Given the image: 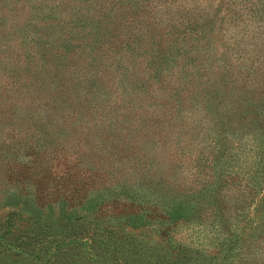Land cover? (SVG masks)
Listing matches in <instances>:
<instances>
[{
    "label": "rangeland",
    "instance_id": "374dc122",
    "mask_svg": "<svg viewBox=\"0 0 264 264\" xmlns=\"http://www.w3.org/2000/svg\"><path fill=\"white\" fill-rule=\"evenodd\" d=\"M57 1H67V7L59 13L58 29L64 35L53 43L68 40L82 60L85 46L81 47L79 40H89L91 28L85 22L83 26L87 28L74 30L73 23L66 21V17L85 15L75 13L76 0H0V176L9 179L7 184L0 180V225L4 221L9 223L4 227L8 226L5 230L9 233V245L13 246L12 250L0 247V264H83L78 258L93 264L92 255L102 251L97 238L106 245L100 264H134V245L146 256L153 252L174 253L173 248L179 243L202 250L200 261L193 259L198 264H209V260L212 264H264V215L255 216L254 201L245 198L243 202L227 203L222 195L217 203L214 196H199L196 193L202 191H189L190 184L185 187L184 184L205 173L206 158L215 143L213 138L222 129H214L211 117L215 112L197 104L196 96L184 92L179 97L173 95L187 68L197 71V76L208 85L218 87L224 79L220 88L225 95L231 93L233 86L241 87V78L246 76L245 87L254 85L250 80H257L263 85L257 93L264 91V0H134V13L129 16L134 27L123 30H112L106 17L109 24L105 25L110 31L104 33L101 42L107 46L114 40V50L130 48L134 52V78L124 74L123 80L114 86L101 87L100 100L106 105L92 120L93 136L83 138L80 127L78 133H72L67 141L56 146L37 136L24 134L20 139L19 131L27 127V114L24 108L9 106L18 93L8 90L13 86L21 90L31 84V80L22 81L20 73L26 58L21 48L27 23L36 12H43L40 7L47 9ZM32 33L30 39L34 44ZM96 34L97 39L103 30L100 28ZM172 43L181 46L174 54L166 52ZM257 68L259 75L249 76L248 71ZM109 80L112 84L111 77ZM260 96L263 101L264 93ZM128 101L133 105L129 106ZM112 110L119 116V128L112 129H120L124 134L102 139L97 132L99 119L102 116L109 123ZM127 116L129 122H125ZM108 127L109 124L106 131ZM220 135L226 137L221 142L227 147H238L241 152L242 158L235 163L244 167L237 168L243 175L247 170L245 159L249 163L255 160V149L251 148L260 135L259 126L242 117L227 124ZM41 147L45 151L39 153ZM61 181L64 183L60 184ZM236 189L238 186L233 192ZM11 192L21 194L14 199L9 197ZM165 192L183 200L185 205L197 197L196 201L205 205L191 212L189 208L187 218L171 220L164 210L168 207L167 199L162 200ZM262 194H256L257 198ZM64 199L69 202L64 203ZM83 202H88L91 209L83 208ZM62 203L71 207L72 220L77 226L84 225L85 233L96 236V242L83 237L73 243L57 234L63 222L59 221ZM28 204L46 208L45 212L55 206L49 223L37 224L35 219L29 224L32 208L23 213ZM75 217L81 219L77 221ZM14 223L19 228L15 233ZM25 230L31 231L29 237L22 232ZM235 234L256 241L253 248L262 255L249 256L244 251L250 249L246 244L244 250L236 248L228 256H223L224 251L215 254L219 245L215 236ZM190 257L189 254L181 259L185 262Z\"/></svg>",
    "mask_w": 264,
    "mask_h": 264
},
{
    "label": "trees",
    "instance_id": "16d2710c",
    "mask_svg": "<svg viewBox=\"0 0 264 264\" xmlns=\"http://www.w3.org/2000/svg\"><path fill=\"white\" fill-rule=\"evenodd\" d=\"M66 5L67 1H57L47 9L40 7L43 9V12H36V16L30 18L29 23H27V29H30L29 31H27V29L25 30L23 47L21 48V52L26 58L21 66L20 73L22 72L21 76H23L21 77V80H31V84H26L21 90L15 89L14 86L8 90L11 93H18V98L15 99L14 97V102L12 101L13 103L11 104L12 106H9L16 109L24 108L25 113L27 114L25 118L27 127H24V130L19 131L21 135L20 139H22V135L25 134L31 138L37 136L41 139L49 140L52 145H56V143L62 145V141H67V138L72 133H78L80 127L83 129V138L93 136L94 131H91V127L94 124L92 123V120L93 118L96 119L97 113L104 110L102 108L106 105L100 100V97L103 95V89L101 87L114 86L123 80L124 74L130 79L134 78V52L130 48L114 50V40L107 46L105 45V42H101L104 38V33L108 30V25L105 24H109V21L105 20L106 17H109L111 21L112 30H123L125 28L134 27V22L131 21L132 17H129L134 13V0H76L75 6L78 9L75 13L77 15H85L76 18L75 16L66 17V21L68 23H73L74 30L87 28L86 26H83L85 22H87L89 24L88 26H90L89 28H91L89 32V40H87L86 37L80 39L81 41L79 40L81 47L85 46L84 51L86 52H82L84 54L82 60L78 58L77 50H73V46L68 40L63 38V43L58 45L53 43L56 40L58 42V40L62 38V35H64L63 31L59 30L58 27H60L59 23L61 18L59 13L62 11V8L67 7ZM93 5L95 6L93 7ZM36 7H38L37 4ZM145 7L147 8L148 6L146 5ZM166 9L170 10V6L167 4ZM72 12H74V9L71 13ZM58 18L59 20H56ZM40 21L42 22L38 24ZM50 28H57V30L54 31V29L52 30ZM100 28L103 30V34L98 35L99 37L97 40L96 32H99ZM163 28L166 30V27ZM127 30L129 29H126V31ZM109 31L110 29L107 32ZM52 32H54V34H51ZM31 33L33 34V40L35 41L34 44L30 39ZM65 37L67 38V36ZM129 39L130 36H127L126 34V40L129 41ZM119 43L122 44L123 41H120ZM180 47V45L172 43L166 52L171 53L172 51L174 54V50L179 49ZM123 50L125 51L123 52ZM258 71V68L255 70H249L248 74L249 76H251V74L258 76ZM197 75V71L187 68L186 71L183 72L179 86L175 89L173 95L179 97V95L184 92L189 93L191 96H196L197 104H203L211 111V113L215 112L211 117L214 122V129L219 127L224 131L227 124H230L232 121L233 123H236L243 117L247 123H257V126L260 128V135L256 137L257 140L254 144V148H251L253 150L255 149V160H252L249 163L245 157L247 170L243 172V175H240V170L237 168L242 169L243 166L241 164L238 165L235 162L237 160L240 161V158H242L241 152L238 151V147H227L226 143L221 142L222 139L226 137L220 135V132L222 131L215 130L216 137L213 138L215 143H213V149L210 152V155L206 158V166L204 167V169H206L205 173L197 175V177L193 178L190 183L184 185L185 187H189V184L191 185L189 191H202L203 193H196L199 196H214L213 198L217 203L221 202L219 197L222 195H224V200L227 203L232 200L237 203L239 201L243 202L245 198L247 201L250 199L252 200L251 202L254 201L253 203L256 204V207H254V209L256 208L255 216L263 217L264 96L262 101L260 94L262 95L264 91L257 93L263 85H261V81L250 80L251 84L254 83V85L245 87V84L248 82L246 79L248 76H246V78H241V87L232 85L231 93L225 95L224 90L220 88L224 79H221V84L216 87V85H208V83L203 80V77H198ZM109 77L112 78V84H110ZM228 96L232 97L229 98ZM132 103L134 102L128 101L127 104L130 106L133 105ZM229 111H231V115L229 114ZM101 118L99 119V126L97 128V132L102 136L100 138L105 139L114 135L118 138L123 136L122 134L124 133H122L120 129L118 132L115 131V129L119 128L117 123L119 121L118 114H114V111L112 110L111 113H109V123L106 122L104 117L101 116ZM129 120L130 118L127 116L125 122H129ZM107 124H109V127L106 131L105 128ZM215 125L217 126L215 127ZM12 126H16L14 128L22 129V127H17V125L12 124ZM114 127L115 129H112ZM32 129H34V131H31ZM86 131H88V133L85 135ZM103 135L105 136L104 138ZM81 138L82 137L79 139ZM24 140L27 141V138ZM232 144L235 145L234 141ZM115 147L118 146L115 145ZM228 148H230L231 151H228ZM44 151L45 149H42L41 147L38 152L40 153ZM0 180L6 184L9 182L7 176L1 177ZM63 183L64 182L61 181L60 184ZM236 186H238L239 189H236V191L233 192ZM2 191L3 190L0 189V192ZM101 192L105 194L107 193V191ZM101 192H99V196H101ZM208 192L210 193L208 194ZM261 192H263V194L261 197L258 196L257 198L256 194ZM20 194L21 193L11 192L9 197L15 199L18 198ZM197 198L190 199L192 203L189 202L185 205L183 200H179L176 196L172 197L169 193L165 192L162 200L165 201V199H167L168 202V207L165 206L164 208L166 217L169 219L173 218V220L176 219L175 221H177L189 216V208H192L190 212L197 210L198 207L202 209L205 203H201L199 200L196 201ZM239 199L243 200L241 201ZM63 201L64 203L69 202L68 199H64ZM9 202L11 201L9 200ZM50 204L51 203L47 205ZM66 204L62 203L59 210V221L63 220V222L62 227L57 229V234H61L63 237H68L73 243L81 241L84 239L83 237L94 239L93 241L96 242V236L91 237L89 232L85 233V230L87 229L83 230V228H85L84 225L80 224L77 226L74 220H72L73 214L70 211L71 207L69 206L68 208ZM222 204L224 205V202H222ZM82 206L88 210L91 209L89 208L90 204L88 202H83ZM92 207H96V205L93 204ZM30 208H32L33 211L30 212L28 216V219L30 220L29 224H32L36 219L35 223L39 221L37 224L45 225L49 223V220H51V217L54 215L52 211L55 206L50 209V212H45L46 208L32 207L31 204H28L27 210L23 211V213L27 214L26 211H29ZM24 219L26 220V217ZM80 219L81 217H75V220L77 221ZM59 221L57 222V226H60ZM134 221L137 222L136 220ZM251 223H254V221H251ZM6 224L9 226V223L4 221L3 224L0 225V228L4 227ZM96 224L97 227L100 226L98 222ZM214 224L215 223H213V225ZM263 224L264 222H262V225ZM14 225L16 226L14 227L15 230H11L15 233L19 228H17L15 223ZM6 227L0 230V247L4 246L5 249L12 250L13 246L9 245L8 240L10 237L9 233H6ZM10 228L11 227H9V229ZM37 230L38 229H36L35 233L39 234V231ZM22 232H24L27 237L31 234L30 230ZM172 240L175 241V239ZM215 240L217 241V244H219L216 245L217 248L215 254L224 251L223 256H228L229 254H232L231 252L235 251L236 248L244 250L243 246L246 244L250 249L244 251H246L249 256H254L256 254L259 256L262 255L260 250L253 248L256 241H250L243 237H238V234H235L234 237L231 235L215 236ZM97 242L102 251L101 253L92 255V259L94 262L100 264L103 262L101 257L103 255V249L106 250V245H104V243L98 238ZM96 245L98 246V244ZM116 249L120 252L118 247H116ZM173 249H175V251H173L174 253L153 252L145 256V254L141 253L138 247L134 245V264H198L194 262L193 259L200 261L199 253L202 250L199 248L191 249L190 246L183 247L182 244L179 243V245L176 247L174 246ZM193 253H198V255L195 256ZM189 254L191 257L183 262L181 258H186ZM212 254H208L211 259L215 256V254H213L214 256ZM78 259L79 263L88 264L82 258ZM67 261H72V258L67 259ZM94 262L93 264H95ZM209 264H212L210 260ZM259 264H262V262Z\"/></svg>",
    "mask_w": 264,
    "mask_h": 264
}]
</instances>
